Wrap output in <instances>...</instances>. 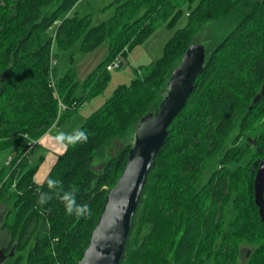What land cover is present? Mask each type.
<instances>
[{"label": "trees", "instance_id": "16d2710c", "mask_svg": "<svg viewBox=\"0 0 264 264\" xmlns=\"http://www.w3.org/2000/svg\"><path fill=\"white\" fill-rule=\"evenodd\" d=\"M78 1L0 0V151L13 154L0 167V201L12 202L5 226L14 252L29 246L15 263L76 264L140 118L157 109L187 46L202 43L203 70L168 125L118 264H264V223L254 200L264 156V0H113L112 15L96 24L90 13L71 11ZM185 3L186 23L162 55L114 88L35 181L38 163L31 156L38 139L64 112L102 93L107 64L158 25L173 26ZM58 18L55 37H45ZM106 40L108 53L84 80V93L74 94L71 72L54 77L52 46L67 50L79 42L89 52ZM59 102L66 105L61 113ZM49 180L57 183L50 187ZM41 193L47 194L43 204Z\"/></svg>", "mask_w": 264, "mask_h": 264}, {"label": "water", "instance_id": "95a60500", "mask_svg": "<svg viewBox=\"0 0 264 264\" xmlns=\"http://www.w3.org/2000/svg\"><path fill=\"white\" fill-rule=\"evenodd\" d=\"M205 46L191 43L173 69L165 94L155 111L146 113L136 126L125 165L108 189L87 245L76 264H118L128 240L135 209L154 158L167 135V128L184 107L195 79L202 72ZM264 93V85L261 89ZM260 94L254 97L256 100ZM255 143V139L251 140ZM264 156L254 178V200L264 223ZM14 253V246L10 254ZM7 254L0 250V263Z\"/></svg>", "mask_w": 264, "mask_h": 264}, {"label": "rangeland", "instance_id": "374dc122", "mask_svg": "<svg viewBox=\"0 0 264 264\" xmlns=\"http://www.w3.org/2000/svg\"><path fill=\"white\" fill-rule=\"evenodd\" d=\"M113 0H80L76 3L75 8L71 11L76 12L78 15L91 14V22L92 24L99 23L110 17L114 11V4L109 5ZM198 0H195L193 4H195ZM182 12L178 16L175 24L171 27H168L166 23H162L157 26V28L150 34V36L143 41L142 43L134 45L130 50L121 52L122 55L120 58L122 59L119 67L114 69H107L108 79L106 82V86L102 93L97 94L95 96L89 97L85 102L80 104L76 109L64 112L63 117L58 120L56 125L67 126L70 123L75 128L80 127L84 122L85 118L95 109L98 108L112 93L114 88L119 85L129 84L130 81L136 76L137 69L143 68V66L147 65L150 61L159 58L163 52V46L167 39L173 34V32L181 28L185 25L187 17V4H183L181 6ZM55 21V20H54ZM59 22V18L57 19ZM211 28H208V32H210ZM53 31H48L45 34V37H53ZM221 37V35H220ZM219 37V38H220ZM199 40V39H198ZM205 45L207 43L205 42ZM51 53L53 57L56 59L53 68L56 70V73L53 75L54 77H60L67 72H71L74 76L77 84L75 85V95H81L84 93L85 88L83 86L84 80L87 78L88 74L92 72L96 66L104 60L108 53V41L106 40L97 48L89 52H81L79 49V42L75 43L67 50H56L54 46H52ZM110 63V62H109ZM108 63V64H109ZM66 106V105H65ZM63 112V111H62ZM72 135V134H71ZM115 147H119L121 145V140L118 138L115 141ZM114 150V149H113ZM113 150L109 151V153L113 152ZM6 151H0V167L2 165V161L5 157ZM33 161L37 162L36 152L34 153ZM106 159L97 158L94 163L99 164L102 163ZM42 178L40 179V181ZM1 206L7 209V214L4 217V222L0 223V244L3 242V237L5 234H8L7 227L5 226V222L11 221V213L12 202L7 200L0 201ZM12 210V211H11ZM11 211V213H10ZM2 216V209H0V217ZM32 242V239L30 243ZM247 247L246 244H244ZM29 246L27 245L23 251H16L13 254H10L11 249L7 253V257L2 262L3 264H16L15 256H18L19 253H25L26 249ZM1 263V264H2ZM17 264H25V261L22 260Z\"/></svg>", "mask_w": 264, "mask_h": 264}, {"label": "crops", "instance_id": "0c3cea01", "mask_svg": "<svg viewBox=\"0 0 264 264\" xmlns=\"http://www.w3.org/2000/svg\"><path fill=\"white\" fill-rule=\"evenodd\" d=\"M77 128L72 126L70 123H68L67 126L55 125L49 128L38 139L37 147L33 149V154H32L33 156L34 153L36 152L37 163H38V168L34 174L35 181L41 182L44 179L45 175L48 173V171L56 161L57 156L65 150L66 142L68 138ZM32 156H31V160L33 161ZM41 178L42 180L40 181ZM0 209H2V216L0 217V223H2L5 220L4 217L7 214V209H5L4 207H0ZM10 238L11 236L9 233L5 234L4 237L2 238L3 242L0 244V247L5 242L10 240Z\"/></svg>", "mask_w": 264, "mask_h": 264}, {"label": "built area", "instance_id": "2783aa9c", "mask_svg": "<svg viewBox=\"0 0 264 264\" xmlns=\"http://www.w3.org/2000/svg\"><path fill=\"white\" fill-rule=\"evenodd\" d=\"M58 24V21L55 20L52 22V24L49 26V30H53V37H55V33H56V25ZM127 50V46H125L112 60L111 62L107 65V69H114L119 67V65L122 62V59L120 58L122 55L120 54L121 52H124ZM55 58L53 57L52 53H51V57H50V67H53V64L55 62ZM49 86H51L52 88H54V81H53V74L52 71L50 72V80H49ZM66 108V106L62 103L59 102L58 105V113H61L64 109ZM57 123V121H55V123L52 126H55ZM36 144V141H32L29 148H32L34 145ZM13 159V154L12 153H7L5 158H4V165L9 166L11 161Z\"/></svg>", "mask_w": 264, "mask_h": 264}, {"label": "clouds", "instance_id": "9594fccd", "mask_svg": "<svg viewBox=\"0 0 264 264\" xmlns=\"http://www.w3.org/2000/svg\"><path fill=\"white\" fill-rule=\"evenodd\" d=\"M80 135H81V137L86 139V137L84 136L83 132H81ZM56 183H57L56 181H52V180L48 181V184H49L50 187L53 186ZM46 198H47V194L46 193H41L38 202L43 204L45 202ZM73 203L74 202H70V206L68 207V211L69 212H72L74 210L73 207L71 206V204H73Z\"/></svg>", "mask_w": 264, "mask_h": 264}, {"label": "flooded vegetation", "instance_id": "af4514ba", "mask_svg": "<svg viewBox=\"0 0 264 264\" xmlns=\"http://www.w3.org/2000/svg\"><path fill=\"white\" fill-rule=\"evenodd\" d=\"M12 242H11V238H10V240H8L7 242H5L3 245H1V247H0V250H4V252H5V254H7L8 253V251L14 246V245H12L11 244ZM10 246H11V248H10ZM15 247V246H14ZM3 264V263H2Z\"/></svg>", "mask_w": 264, "mask_h": 264}, {"label": "bare ground", "instance_id": "6f19581e", "mask_svg": "<svg viewBox=\"0 0 264 264\" xmlns=\"http://www.w3.org/2000/svg\"><path fill=\"white\" fill-rule=\"evenodd\" d=\"M111 62V61H110ZM108 65V64H107ZM61 103V102H60Z\"/></svg>", "mask_w": 264, "mask_h": 264}]
</instances>
